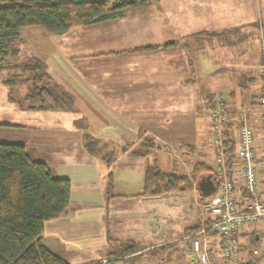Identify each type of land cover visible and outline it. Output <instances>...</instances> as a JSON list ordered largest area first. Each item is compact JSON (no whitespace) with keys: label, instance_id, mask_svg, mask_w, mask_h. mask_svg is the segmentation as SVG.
<instances>
[{"label":"crops","instance_id":"obj_1","mask_svg":"<svg viewBox=\"0 0 264 264\" xmlns=\"http://www.w3.org/2000/svg\"><path fill=\"white\" fill-rule=\"evenodd\" d=\"M157 5H160L159 10L155 8ZM154 11L159 12L154 14ZM261 19H264V1L261 0H150L131 9L122 18L89 25H104L106 29L90 36L98 46L96 53L74 58L89 57L87 69L81 68L85 65L83 62L74 67L70 57L59 55L54 49L51 52L44 50V55L32 53L46 64L51 79L73 95L75 104L74 112L46 111L49 114L43 119L50 120V116L55 119L47 122L51 130L45 131L42 151L53 153L60 148L56 145L58 142L70 138L78 142L77 152L83 158V165L96 167L100 163L107 174L104 163L82 147L84 129L94 139L123 146L136 142L140 132L157 141H192L205 125V130H210L209 142L213 144L210 115L205 121L200 115L202 110H209L207 98L213 97L216 102V96L221 94L231 102L246 106L260 86L254 79L259 75L261 65L257 49ZM39 29L22 28L20 36L27 42V34H40L42 29ZM144 45L160 48L149 54L95 57ZM95 63L107 66L97 69ZM209 77L217 79V84L211 85ZM236 77L238 79L234 81ZM242 79L244 85H241ZM25 112L29 118L34 111ZM81 118L86 123L80 128L75 127L74 121ZM235 119L231 129L237 125L239 116ZM25 149L33 160H38L26 146ZM40 161L46 163L54 177L71 181L68 208L60 217L45 222L42 243L71 264L89 262L91 257L87 254L95 251L91 238L97 239L93 243L97 249V233L105 232L106 225L101 222L103 217L80 213V208L71 209L73 202H90L83 198L72 200L73 189L85 182L80 178H77L80 183L74 181L70 175H60L55 171L58 165L52 161V165L48 164L42 156ZM144 199L146 197L139 200ZM99 241V245H105L104 237Z\"/></svg>","mask_w":264,"mask_h":264},{"label":"rangeland","instance_id":"obj_2","mask_svg":"<svg viewBox=\"0 0 264 264\" xmlns=\"http://www.w3.org/2000/svg\"><path fill=\"white\" fill-rule=\"evenodd\" d=\"M261 1L263 2L264 0ZM159 7L160 5H157L155 8L159 10ZM158 12L154 11V14H158ZM177 19L180 20L179 17ZM258 26L260 28H258L257 34V49L259 58H261L260 67H262L264 63V19L259 20ZM36 28L39 29V27ZM105 29L104 25L93 27L78 26L63 34L62 37L48 35L39 29L42 33L32 32L27 34V39L29 38L28 44L22 39L23 41L19 43L20 56L15 58L14 62L25 61L28 57L34 56L32 53L44 55V50L51 52L54 49L59 55L64 56L65 54V56L70 57L73 62L70 63L74 67L78 66V64L80 66L81 62H83L82 64L85 65L81 68L87 69L88 62H90L87 61L89 57L82 58L85 61H80L82 60L80 58H74L78 55L95 52L98 46L94 41L90 40V36L98 34V32L103 33ZM54 46H56V49ZM100 56L108 55H95L96 58ZM106 66L105 63H101L94 67L100 69L106 68ZM24 76L20 74L18 65L10 67L8 70L0 71V142L24 144L27 149L32 151L33 158L40 161L42 156L44 161H48V164L52 165V161L58 165L55 171L61 173L60 175H70L74 181L80 183L79 179L77 180V178H80L85 182L83 185L76 183L78 186L75 185L76 187L72 191V200H81L83 198L90 200V202H73L71 209L75 207L78 210L80 208L78 210L80 213L96 214L98 217H103L101 222L106 227L105 232L97 233L99 240L100 237H104L105 245H99L100 241L98 240L96 249L93 243H96L97 239L95 237L91 238L92 249L95 251L87 254L89 255L88 257H91V260L83 264H187L183 237L190 231L188 230L189 228L197 226L200 221L198 201H200L202 192L199 190L198 184L209 175L197 178L192 190L185 194L172 193L156 197L153 200L146 198L144 201L139 200L141 197L132 194L141 190L143 169L153 162H156L164 172L184 175H189L193 166L198 162L204 163L208 168H213L215 146L209 142L210 130L207 132L205 125H202L201 132L198 131L192 141H157L148 135L153 138V148L150 154L143 158L131 157L128 152L122 153L119 149L121 146H114V144L108 142L106 151L115 150L116 152L114 163L110 167L114 176L113 194L116 196L107 198L105 167H101L100 163L96 167L90 164L83 165V158L77 152L78 142L68 138L56 144L58 148L60 147L57 151L48 154H46V151H42V146L46 140L45 134H47L45 131L51 130L47 122H53L55 119L50 116V120L49 118L45 120L43 117L49 114L46 111L60 110H35L34 112L30 110L33 116L29 115V119L26 116L27 112L20 109L15 103H11L8 100L9 89L11 90L10 95L16 100L17 104L25 93L27 86L19 81L20 79L23 80ZM15 78L17 80L16 84L12 88H8L6 81ZM233 79L237 81L238 78ZM209 80L211 85H214L217 79L209 77ZM254 80L256 85H258L260 82L259 75ZM74 109L63 112H74ZM200 115L205 121L208 119L210 111L202 110ZM81 120L83 121L82 125H84L86 122H84L83 118ZM57 135L60 136V134ZM101 143L105 142L101 141ZM186 144H189L191 148L185 147ZM135 145L137 143L133 147ZM95 157L99 158L96 155ZM94 161L96 160L92 158V162ZM94 164L97 165V161ZM87 178L90 180H87ZM210 179L212 180L211 177ZM98 224L100 223L98 222ZM127 241L133 242L136 247L140 248L138 253L133 256L115 258L117 256H114V253L118 252L120 244ZM240 242L245 244L243 236L240 237ZM251 249L252 247L245 250V260L256 262L254 259H258V257L252 258L247 254L251 253ZM211 258L216 264H236L227 258L220 257L218 251H213ZM263 262L261 261V264H264Z\"/></svg>","mask_w":264,"mask_h":264},{"label":"trees","instance_id":"obj_3","mask_svg":"<svg viewBox=\"0 0 264 264\" xmlns=\"http://www.w3.org/2000/svg\"><path fill=\"white\" fill-rule=\"evenodd\" d=\"M148 1L0 0V71L18 65L20 74L25 75L19 81L27 86L18 104L10 95V89L8 100L23 111L74 109L73 95L51 79L45 63L35 56L14 62L20 56L22 28L39 27L48 35L59 36L74 27L122 18L131 9L143 6ZM159 48L158 45H144L107 55L151 53ZM244 79L241 85H244ZM15 80L16 78L6 81L8 88L16 84ZM206 104L210 111L216 102L213 97H208ZM82 123L81 119L75 120L74 126L80 128ZM83 131L84 150L92 156H98L108 169L105 184L107 198L115 197L114 176L110 167L114 163L116 152L106 151L108 142L101 143V140L90 137L86 129ZM227 136L229 135L225 132V137ZM153 143L152 137L140 132L136 142L119 149L122 153L128 152L131 157L143 158L150 154ZM225 143L227 151L233 149L231 138L225 140ZM185 147L191 148L189 144ZM204 175L212 178L213 170L202 162L196 163L189 175L164 172L153 162L144 168L141 190L135 196L152 198L172 193L185 194L192 190L197 178ZM70 194L71 181L68 178L54 177L46 163L29 156L23 144L0 142V264H71L42 243L45 222L66 212ZM202 198L204 195L200 194V199ZM198 224L188 230L196 229ZM257 234L256 231H245L241 235L245 239V246L239 245L242 253L235 261L236 264H261L259 258L255 259L256 262L246 261L244 254L247 248L259 246ZM118 249L114 253L117 256L115 258L133 256L140 250L131 241L123 242ZM247 254L251 255L250 252Z\"/></svg>","mask_w":264,"mask_h":264},{"label":"built area","instance_id":"obj_4","mask_svg":"<svg viewBox=\"0 0 264 264\" xmlns=\"http://www.w3.org/2000/svg\"><path fill=\"white\" fill-rule=\"evenodd\" d=\"M262 65L260 86L248 105L240 106L220 94L216 96L215 107L210 109L215 146L213 191L198 201V227L183 237L187 264H216L211 258L213 251L229 261H237L242 253L240 237L245 231L258 233L259 246L252 247L250 256L264 261V63ZM236 115L239 121L231 129ZM225 132L229 136L225 137ZM228 138L233 144L230 151L225 145Z\"/></svg>","mask_w":264,"mask_h":264},{"label":"water","instance_id":"obj_5","mask_svg":"<svg viewBox=\"0 0 264 264\" xmlns=\"http://www.w3.org/2000/svg\"><path fill=\"white\" fill-rule=\"evenodd\" d=\"M198 185L199 190L204 196H207L211 191H213V182L209 176H207L204 180L200 181Z\"/></svg>","mask_w":264,"mask_h":264}]
</instances>
